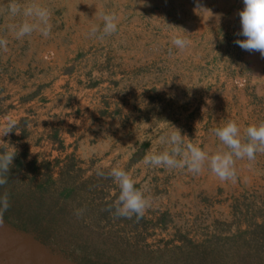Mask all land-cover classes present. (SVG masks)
I'll use <instances>...</instances> for the list:
<instances>
[{
    "label": "rangeland",
    "instance_id": "1",
    "mask_svg": "<svg viewBox=\"0 0 264 264\" xmlns=\"http://www.w3.org/2000/svg\"><path fill=\"white\" fill-rule=\"evenodd\" d=\"M38 2L52 13L48 38L33 33L14 39L7 25L19 18L0 10V37L9 40L8 51L0 50V117L26 111L17 124L27 122L33 142L50 153L24 157L25 151H16L24 161H49L55 178L64 167L76 187L72 206L84 209L85 220L119 193L111 178L97 174L98 167L106 174L107 166L119 163L151 206L139 221L108 212L100 224L125 227L129 236L140 229L151 245L184 238L224 242L245 229L258 233L256 225L264 222V153L255 161L238 160L234 182L220 181L207 167L193 175L141 163L152 148L167 147L160 138L174 127L215 152L223 146L212 129L222 122L236 121L243 134L264 120V57L234 43L244 39L238 35L243 0ZM6 3L0 0V9ZM97 9L118 16L117 32L103 41L88 35L92 24H100ZM172 32L191 41L186 50L171 44ZM63 145L69 150L62 152ZM165 211L169 217L160 225ZM0 264L75 263L0 222Z\"/></svg>",
    "mask_w": 264,
    "mask_h": 264
},
{
    "label": "trees",
    "instance_id": "2",
    "mask_svg": "<svg viewBox=\"0 0 264 264\" xmlns=\"http://www.w3.org/2000/svg\"><path fill=\"white\" fill-rule=\"evenodd\" d=\"M50 166L49 161L25 162L23 154L16 152L9 181L0 188V194L6 191L10 201L0 222L75 264H264V235L259 234L264 222L256 225L258 233L241 230L224 242L184 238L178 243L151 245L138 228L134 238L125 227L101 225L108 216L107 205L102 212H87L88 220L84 213L78 218L72 206L76 187L68 183L64 167L55 178ZM168 217V212H162L157 222L161 225Z\"/></svg>",
    "mask_w": 264,
    "mask_h": 264
},
{
    "label": "clouds",
    "instance_id": "3",
    "mask_svg": "<svg viewBox=\"0 0 264 264\" xmlns=\"http://www.w3.org/2000/svg\"><path fill=\"white\" fill-rule=\"evenodd\" d=\"M244 7L239 11L241 31L238 35L244 39L234 41L240 48L249 52H259L264 57V0H243ZM91 6L92 4H88ZM7 17L16 20L7 25L8 32L16 40H23L33 33H38L44 38L51 35V10L43 6L38 0H7L3 9ZM95 17L100 24H92L88 35L91 38L103 41L118 30V16L112 12L97 9ZM102 25V26H101ZM170 42L180 51L186 50L191 41L178 32L170 33ZM9 40L0 37V50L8 51ZM17 122L9 119L7 124L0 126V137H3L17 128ZM18 132V131H17ZM214 135L222 146L215 152L206 151L198 143H193L182 135L177 127L169 129L161 136L159 143L167 145L163 150L155 147L149 150L141 163L145 166L162 167L167 170L186 169L193 175L201 174L205 167L220 181H235L236 162L238 160L255 161L257 153H264V120L253 122L241 129L234 120L222 122L220 126L212 129ZM16 151L7 145H0V188L9 181L10 168L13 166ZM105 174L103 168L98 167L97 174L107 176L118 186L119 193L113 192L115 199L109 205V211L115 218L143 219L151 206L145 192L136 187V181L129 171L119 163L107 166ZM8 193L0 194V219L9 209ZM84 209H77L75 215L79 218Z\"/></svg>",
    "mask_w": 264,
    "mask_h": 264
},
{
    "label": "crops",
    "instance_id": "4",
    "mask_svg": "<svg viewBox=\"0 0 264 264\" xmlns=\"http://www.w3.org/2000/svg\"><path fill=\"white\" fill-rule=\"evenodd\" d=\"M50 112L54 113V112H59V111H50ZM26 114H27L26 111H6L5 113L1 114L0 126L6 125L9 119H14L15 121H17L19 118L20 119L27 118V117H25ZM72 116H73V114H72ZM72 116L70 118L67 117L65 122L66 121H73L74 118ZM75 123L78 124L79 119H75ZM20 124L22 127L20 126ZM28 128H30V127L27 124V122H25L23 124H22V122L21 123L19 122L16 130L14 129L13 131L8 133L7 135L0 137V145H7L10 149L17 151V152L20 150H23L26 152L24 157L25 156L26 157H32V156L33 157H42L44 155H49L50 154L49 152L43 151L40 149V147L36 146V144L32 140L33 133H30ZM34 133H36V132H34ZM67 135L68 136L64 139L65 141H63V143L65 145H66L67 141L71 139L69 134H67ZM69 148L70 147H67V146L64 147V145H63L60 149L62 150V152H66L67 150H69ZM65 155H66V153H65Z\"/></svg>",
    "mask_w": 264,
    "mask_h": 264
}]
</instances>
